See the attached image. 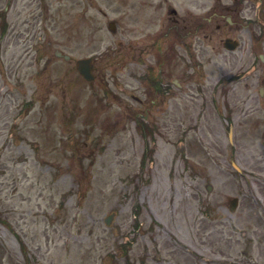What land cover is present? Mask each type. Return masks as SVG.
<instances>
[{"label":"rangeland","instance_id":"1","mask_svg":"<svg viewBox=\"0 0 264 264\" xmlns=\"http://www.w3.org/2000/svg\"><path fill=\"white\" fill-rule=\"evenodd\" d=\"M53 3L43 17L42 49L0 37V264H264V97L254 85L264 77V30L254 18L257 1L249 13H235L233 27L223 24L213 40L202 39L197 87L187 80L186 106L163 104L149 114L151 128L125 107L135 106L131 62L120 76L116 58L123 42L131 48L138 37L144 49L156 34L125 27V35L120 26L111 33L108 23L121 17L111 6L116 0H94L107 18L87 0ZM229 3L220 2V11ZM199 4L194 11L209 17L212 2ZM191 7L188 0L184 12ZM57 15L63 19L53 25ZM229 35L242 41L233 53L221 41ZM56 50L71 61L56 58ZM147 52L154 64L158 51ZM91 56L107 88L79 76L76 61ZM234 197L240 202L232 214Z\"/></svg>","mask_w":264,"mask_h":264},{"label":"flooded vegetation","instance_id":"2","mask_svg":"<svg viewBox=\"0 0 264 264\" xmlns=\"http://www.w3.org/2000/svg\"><path fill=\"white\" fill-rule=\"evenodd\" d=\"M40 1L41 0H6V12H8V14L10 13L9 19L11 24V26L8 28L7 34L9 39H16L18 41L23 38L16 35V27L20 24L19 18L21 16V12L24 8L31 9L40 6ZM137 1L138 4L136 1L133 4V8H135L136 19L135 33L137 35L141 34L143 24H145L146 27L149 24H153L155 26V32L153 35L156 34L157 36V41L151 40L150 38L149 40H144V49L147 48L148 50L150 47H155V49L165 50L167 53H170L172 50L176 49H202V39H206V41L213 40L215 35L225 28V25L233 27L235 25V13H245L244 11L248 10L249 4L255 0H231V3L223 4L222 11L224 14L221 13L222 11L219 9L220 6H218V4L223 0H190L191 6L198 9L201 8L199 2H212L211 6H208L209 9L207 15L210 16L204 17V19L202 15L197 14L195 11H190L189 13L184 12L183 5L188 4V0H186L185 3L179 2V0ZM160 15L162 16L157 17ZM143 18H145L144 21H142ZM254 18L256 22L257 20L260 21L264 30V0H257V8L254 12ZM213 22L215 23V27L212 24ZM205 27H210L212 33H208V31L205 30ZM259 34L261 35V32H259ZM230 36L232 35L226 36L225 38H230ZM146 37L148 38L149 36L146 35ZM223 39L224 38H222L221 41ZM24 40H29V35H27ZM139 46L142 48L141 44L136 42L134 45L135 50H138ZM184 54L185 53L181 51L176 53L178 60L183 63V71L179 74V77L177 78L178 81H175V79H170L167 77V75L162 73L157 75L154 73V70L152 72L147 68L144 73L145 77L147 78L144 77L142 79L139 76L137 77V92H140L142 81H147L148 83L150 82V79H153V96L155 98L161 96L166 100V103L170 104H180L181 102L184 103L186 101L184 97V90L187 86V80L190 78L186 63L184 62ZM198 56L201 57L202 53H198ZM161 59H159V63L166 67L167 71H169L170 65L163 62V58ZM197 66L199 67L201 64L197 63ZM158 80L164 82L163 90L160 95L157 91H155V85ZM192 85L194 88L197 87V85L194 83H192ZM134 98L136 99L138 109H140V111L143 113L160 112L165 107L160 102L158 106H155L154 104H156V101L152 100L149 102L147 95H145L143 98L136 95Z\"/></svg>","mask_w":264,"mask_h":264},{"label":"water","instance_id":"3","mask_svg":"<svg viewBox=\"0 0 264 264\" xmlns=\"http://www.w3.org/2000/svg\"><path fill=\"white\" fill-rule=\"evenodd\" d=\"M89 61L87 60H83V61H80L78 63V66H79V70L81 71V73L83 75H85L87 78H89ZM209 189H211V187H209ZM233 206H232V210H235V207L237 206V199H235L233 202H232Z\"/></svg>","mask_w":264,"mask_h":264}]
</instances>
